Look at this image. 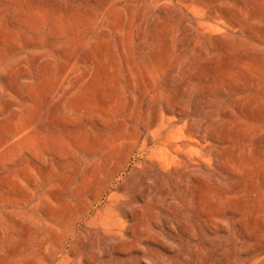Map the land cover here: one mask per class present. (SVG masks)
<instances>
[{
  "label": "rangeland",
  "instance_id": "374dc122",
  "mask_svg": "<svg viewBox=\"0 0 264 264\" xmlns=\"http://www.w3.org/2000/svg\"><path fill=\"white\" fill-rule=\"evenodd\" d=\"M0 264H264V0H0Z\"/></svg>",
  "mask_w": 264,
  "mask_h": 264
}]
</instances>
